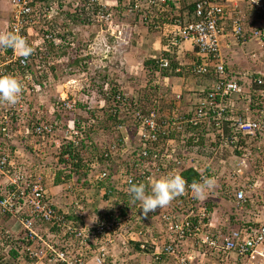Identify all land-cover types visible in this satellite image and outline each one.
I'll return each mask as SVG.
<instances>
[{"label":"built area","instance_id":"1","mask_svg":"<svg viewBox=\"0 0 264 264\" xmlns=\"http://www.w3.org/2000/svg\"><path fill=\"white\" fill-rule=\"evenodd\" d=\"M21 1L12 0V8L16 12L12 13L13 21L9 24L8 32L17 33L26 39L33 51L25 59L11 48L9 58L0 63V75L11 73L20 76L23 90L29 94L34 90L39 92L41 86L34 82L32 74L26 69L27 65L39 60L42 64L38 63V68H52L53 64L45 60L44 54L47 55L48 46L57 49L63 41L60 36L64 33L56 26V18L62 4L70 1L37 0L32 6L33 0ZM166 1L148 0V15L155 13L162 17ZM201 1L195 10L200 18L188 23H183L181 19L175 21L173 30L166 37L163 53L155 60L159 69L168 68L170 61L167 55L175 56L176 59L182 44L189 42L194 52L193 61L190 65L177 61L183 68L177 69L176 73L186 74L188 71L194 79L195 76L210 74L212 79L209 89L201 92L188 112L171 114H165L162 110V104H166V94L159 95L145 111L138 106V98L131 99L120 91L113 95L104 93L98 102L99 108L107 105L109 115L117 121H123V124L116 128L118 138L112 135L105 139V135L100 145L105 158L116 159L113 173L109 176L107 172H102L94 176L93 170L97 166L92 163L91 182L110 178V181H119L127 187L130 182H143L150 188L153 180L169 172L181 175L189 169L198 173V182L204 177L219 181L220 178L207 173V167L201 170V157H191L185 148L189 137L196 143L200 141L199 136H203L204 145L209 144L217 149L216 156H220L222 162L231 167L228 180L242 178L254 162L261 165L258 173L264 172V65L253 74L248 88H245L229 73L221 55L225 38L237 44L255 40L264 48V0H245L243 17L228 13L231 23L228 35L220 27V22L227 15L225 3L222 0ZM135 2L134 9L141 10L138 1ZM109 8L106 0H73L72 3V13L78 11L89 23L95 20L101 26L107 25L114 34L117 28ZM153 26L155 29L160 28L159 24ZM37 56L39 58H35ZM13 64L16 65L15 69L8 72L6 68ZM19 68L24 70L23 74ZM155 74L157 78H162L158 72ZM171 96L173 102L180 103V95ZM54 107L56 110L73 111L75 104L63 99L61 105L58 101ZM22 109L4 106L1 111L0 125L4 126L0 127V133L11 146L17 134L9 130L12 112L17 110L19 113ZM39 113L34 121L32 119V125L36 124L33 130L17 124L21 126L18 133L22 134L24 140L36 138L41 146L45 147L49 143L59 148L61 143L57 138H61L71 143L73 148L79 147L88 124L70 118L60 125L54 121H43ZM90 124L96 123L90 120ZM223 150H226L225 155H219ZM19 159L0 148V264H114L108 248L114 245L115 237L122 235L123 224L127 219L120 218L115 210L113 217L107 215L106 221L99 219L91 227L73 226L72 222L66 220L68 214L60 212L50 200L43 182L41 164L30 170L23 157ZM259 182L249 183L245 178L240 187L232 185V201L237 208L242 209L248 199L253 198ZM179 199L180 208H184L185 214L175 215L172 219L162 216L167 243L152 254L154 261L166 255L174 257L175 264H192L188 254L179 255V247L195 240L197 248L204 255H215L217 259L213 258L217 263L264 264V222L250 227H237L223 234L212 221H205L207 209L197 201L191 185L186 186ZM259 203L264 205V189ZM10 223L16 225L18 230L14 231ZM56 233L68 240L79 241L82 245L93 243L96 248L92 251V262L89 263L83 254H73L67 246L64 250L55 248L49 240ZM11 253L16 256H11Z\"/></svg>","mask_w":264,"mask_h":264},{"label":"rangeland","instance_id":"2","mask_svg":"<svg viewBox=\"0 0 264 264\" xmlns=\"http://www.w3.org/2000/svg\"><path fill=\"white\" fill-rule=\"evenodd\" d=\"M10 1L12 0H0V33L8 32L7 24L11 14L10 7L12 6ZM69 1L68 4H62L61 11L56 18L58 20H56V26L60 27L61 33L66 35V40L62 41L61 45L58 47L60 49H51L48 46L47 55L44 54L45 60L49 64H53V66H51L52 68H38L37 64H42L39 60L32 61L30 64V68L33 70L34 74V82L39 80L38 82L41 84L38 82L35 83L41 86V90L36 92L32 86H29L30 89L34 91L29 92L26 96L23 94V99L26 100L27 105H23L22 110L24 111V116L22 119L26 121V124H28V120L30 121L33 119L34 121L39 110V117L42 118L44 115L43 121H54L62 125L70 118L84 123L94 120L96 123L95 125L98 124L102 128L106 127V129L110 130L113 122L110 120L111 117L108 112V106L106 105L105 108H99L100 105L98 102L104 93L113 94L120 91L128 95L131 99H139L145 94L146 86H148V71L144 64L147 60L151 59L149 57L150 54H144V52L137 54V50L136 53L132 50L134 46H137V44L147 39V35H161L163 23L159 24V29H155L154 26H150L152 22L148 21L149 19L146 20L147 22L142 19L145 8H147V11H150L146 0H137L139 8H141L140 13H137L138 11L134 9L133 2L135 0H122L120 2L119 0H106L108 2V8L116 7L117 4L114 6L115 2L119 4V8H116L117 10L114 11V14L110 12L112 14L113 24L117 28L116 33L113 34L109 31L107 25L101 26L95 23V20L87 25L84 15L80 16L83 18V22L80 20H72V16H76V13H72L73 0ZM170 16L171 15H168V20H170ZM66 33H70V36ZM140 46L142 45L140 44L139 47ZM159 55L160 54L157 55V58L160 57ZM73 61L75 63L74 65ZM19 77L20 76H17L18 79ZM157 83V88L162 95L173 91L172 89L166 88V83H164L162 78H158ZM173 85L177 86L179 84ZM160 93L157 96H159ZM63 99H65V101L68 99L69 103L75 104L73 111L63 109L56 110L54 104L60 101L61 105ZM3 105L5 104H0V115L4 108ZM104 134L106 135L105 139L109 138V136L112 137L110 131H106ZM59 137L61 136L59 135ZM1 139L0 136V143H2ZM57 139L61 143L62 139ZM39 144L41 143L36 138L24 140L23 138L14 137L13 146L6 142V144H3L1 147H3L4 151L8 152L9 148H14L15 146V154L13 156L17 160L20 161L19 157L25 155L30 158L31 164L32 162H34L36 166L37 164H41L40 166H42L43 169V182L46 186V184L48 185L51 183L56 168L59 169L56 163L60 160V157H58L57 154V145H50L47 143L44 147ZM89 153L87 155H89ZM188 153L191 157H201L199 158L201 170L207 167V173H211L213 176H216V178H220L219 181H215V187L212 190H206L203 196L197 197V201L206 209V204L210 202L222 204V206L219 205V208H214L211 213H208L209 221L214 223L215 228L218 230L219 228L222 229L228 222V216L233 214L232 211L237 216H245L244 213L246 211L243 209L244 207L242 209L237 208L232 199L231 205H227L224 203V200L220 201L219 199H223L224 196L228 197L226 195L227 193L229 194L232 185L240 187L246 176H249V171H253L258 175V168L261 166L260 163L256 165H252L253 163L250 164L249 171H246L247 175H244L242 178L235 177L237 180L233 181L227 179V177L230 176L231 167L223 163L220 156H216L217 149H213L209 144H203L202 149L196 147L191 148ZM221 153L225 155L226 150L219 152V155H221ZM212 159L214 160L212 161ZM223 176L224 178H221ZM76 179L77 177L74 176L71 181V183L73 182L71 188H69L71 183H63L60 185H65L62 187L63 189L65 188L69 190V192L72 191L71 194L75 198H77V195L78 197L84 195L88 196L87 199H89L90 203L92 202L96 207L102 205L105 212L111 210L115 211L120 204L119 200L125 198V196L130 198L127 189L124 188V190H120L123 187L117 186L115 189L116 191L109 194L110 196L106 198L108 193L105 194L95 183L91 185V187L89 186L90 188H84L83 186L79 187L75 184ZM248 181L251 183L250 180ZM83 190L88 191L83 192ZM220 192L223 193V197H219V195H221ZM131 204L132 208L129 207L128 209L134 211L136 215L133 216L131 220L126 218L127 222H124L123 230L133 227L137 231V226L139 225L141 228L142 225H140V223L146 219L143 224H149L145 226L144 229L146 230H144V234L139 238L144 241H148L150 237L154 238L159 248L164 243H162L161 234L165 235V225L162 222V216L166 215L165 212L172 211L174 212V216L176 214L177 216L185 214L183 211L184 208H180L181 201L179 196L176 197L170 205L163 209H159L157 212L149 213L146 218L142 215L140 202L133 203L131 201ZM136 209L141 211V213L138 214L137 211H135ZM247 213L248 212H246V214ZM10 227L14 231L18 230V227L13 223H10ZM134 233L135 232H133V234ZM127 242L130 241L127 239ZM149 248L151 249V246ZM128 251H130V248ZM126 257L127 260L125 263H127V261L131 262L128 256Z\"/></svg>","mask_w":264,"mask_h":264},{"label":"trees","instance_id":"3","mask_svg":"<svg viewBox=\"0 0 264 264\" xmlns=\"http://www.w3.org/2000/svg\"><path fill=\"white\" fill-rule=\"evenodd\" d=\"M36 1L37 0H33L34 3H31V6L33 4L35 5ZM120 1H122V0H119V2ZM146 1H148V0H146ZM19 2L21 3L22 1L19 0ZM200 2H202V1L201 0H183L182 8L180 10L177 8V10H179L180 13H181V15L180 14L178 15V14L174 13V11L176 10V7L174 6V4L171 1L167 0L166 1V5H165L166 10L162 13V15H167V14L171 15V18L169 20L170 24H174L175 21H177L179 19L183 20V23L194 22V21H196V20H198L200 18V17H198L196 15V12H195L196 5H197V3H200ZM10 3H12V1H10ZM135 3L136 2L134 1L133 5ZM116 8L117 9L119 8V4L118 3H117L116 7L109 8V11L112 14H114L115 13L114 11L117 10ZM152 10H154V9H151V11ZM10 11H11V14H10V18H9V21H8V24H7V30L9 29V24L12 23V21H13V20H11L12 13L16 12V9L14 11V9L11 6L10 7ZM140 12H141V10H139L137 13H140ZM148 13H149V11L145 10L143 12V15H142L143 18L142 19L145 20V21L149 19L148 21L152 22L151 25L149 24L150 26H153L154 24H162L163 21L167 20V19H164L162 17H159L155 13L153 15L150 14V16H149ZM184 13H186V14H184ZM77 15H79L78 11L76 12V16H72V20H74V21L75 20H80L81 22H83V18L80 17V16H83V14H80L79 16H77ZM146 15H148V17L144 19V16H146ZM66 34L68 36H70V33H66ZM60 37L62 38L63 41L66 40V35H63V36H60ZM49 47L51 49H54V47H52V46H49ZM57 49H60V48H57ZM11 52H12L11 48H5V47L1 46L0 47V63L4 62L7 58H9V56L11 55ZM38 54H41V53H38ZM167 57H168V59L170 61V66L168 68H166V69H159L157 64H156V60L155 59H149L144 64L145 67L147 68V71H148V82H147L148 86H146L145 94H143L142 97H140L138 99L137 104H138L139 107H141L145 111H147L149 109L150 105L153 103V101L158 97L157 95L160 93L159 89L157 88L158 87V83H157V79H158L157 77L158 76L155 73L158 72L161 77H166V78L167 77H178L180 75V73H176V70L179 69V68H181V69L183 68V67H180V63L177 62V60L175 59V56L167 55ZM35 58H39V57L37 56ZM83 63H84V60H83ZM74 64L75 63L73 61V65ZM84 66H86V65H84ZM15 67H16V65L13 64V65L7 67L6 70L8 72H12L15 69ZM26 69H27V71L30 74H32L31 76L34 78L33 70L30 68V64L27 65ZM19 72H21V74H23L24 70L19 68ZM195 79H197L198 82L201 85L204 86L203 90H205V89L207 90L210 87L212 76L210 74L207 75V76H202V77L195 76ZM38 81L39 80H36L35 82H38ZM39 84H41V83H39ZM203 90L198 92L199 96H201V92ZM189 93H193V92L189 91ZM23 94H25V96H26V91L25 90H23L22 96L20 97L19 102L17 104H15V105L5 104L3 106H9V107H15V108L22 107L23 108L24 104L27 105L26 100L23 99ZM113 94H115V93H113ZM113 94H110V95H113ZM161 94L162 93H160V95ZM181 98H182V95H181ZM56 103H58V102H56ZM165 106L166 105H163V108H165ZM38 112H39V110H38ZM12 113H13V117H12V120L10 121V124H9V130L12 133H17L16 137L23 138L22 134L18 133L20 131V129H21L20 127L21 126H26V127L29 128V130H33L34 126L36 124L33 126L32 125V120H30V121L28 120V122H27L28 124H26V121H24L22 119V117L24 116V111H22V110H20L19 113L17 112V110H13ZM169 114H171V113H169ZM43 116H42V119L44 118ZM110 120L113 122V125H112L110 130L106 129V127L102 128L98 124L97 125H93V124L89 125V121L87 123H84V124H88V125H87V128H86V131L84 133H82L84 138L79 142L80 144H79L78 148H73L71 143H68V142L63 141V140L61 141V146L57 149V154H58V157H60L59 158L60 160L56 164L59 167V169L56 168V171H54V175H53V178L51 180V183H49L48 185L46 184L47 189L50 188L52 185L54 186V185H60V184H63V183L64 184L71 183V181L74 178V176L77 177V179L75 180L76 186H79V187L83 186L84 188L89 187L90 180L92 179V177L90 175V171H91L90 165H92V163H94L97 166L96 170H93V172L95 173V174H93L94 176H96V175H98V174H100L102 172H107L109 176L113 173L114 166H115L114 162H115L116 159H111L110 157L105 158L102 155V150L100 148V145H101V141L105 137L104 132H106V131H110L112 133V135H113V138H118L119 137V134L116 132V128H117V126L122 125L123 121H117L115 118H112ZM80 123H82V122H80ZM17 124H19L21 126L19 127V126H17ZM3 126L4 125H0L1 128ZM77 127H78V124H77ZM226 133L228 134V131ZM0 136L2 138L1 139L2 143H0V148H1V150L4 151L3 147H1V146L3 144H6V141H8V140L4 141V138L1 135V133H0ZM29 138L30 137H28V139ZM199 138H200L199 142L193 143V138L189 137V139L186 140V145H185L186 150L189 151V150H191V148H195V147L198 148V149H202L203 136H199ZM14 148H16V147L14 146ZM14 148L13 147L9 148V151L7 153H9L11 155H14L15 154V149ZM87 152H90L89 155H87L88 154ZM87 156H89V158L86 161L85 158ZM35 166H36V164L33 162L32 164H30L29 167H31L30 169H34ZM181 176L187 182V185H192V183L194 181L198 182V173L196 171H193V170H190V169L189 170H185L181 174ZM95 185H97L101 189H105V194L108 193L106 195V198L110 196L109 194H112V193H114L116 191L115 189L117 188V186L118 187H123L120 190H124V188L128 189L127 186L123 185L119 181H117L115 183L110 181V178L104 179V180H101V181H95ZM146 190H150V188H146ZM231 194H232V191H230L229 194L226 195L228 197H225V196L223 197V193H221V195H219V197H223V199H219V200L220 201L224 200L225 204H227V205L230 204L231 205V199H232V195ZM119 201H120V204L118 205V207L116 209L118 211V213H119V217L123 218L124 220L126 218L127 219L129 218L131 220L133 218V216L136 215V213L134 211H132L131 209H128L129 207L132 208V204H131L132 197L130 196V198L129 197L127 198L125 196V198L120 199ZM138 202L139 201H137L136 203H138ZM219 205L222 206V204H218V203H214V202L207 203L206 204L207 213H211L212 209H214V208H219ZM248 206H249V208H248ZM243 207H244L243 209L246 212H248V213L246 214V212H245L244 213L245 216H243V215H241V216L238 215L237 216L231 210L233 214L232 215L230 214L228 216V219H227L228 222L225 224V226L222 229L219 228L221 233L228 234L231 230H234L237 227H250V226L253 225V223H251V222H244L245 219H246V216H249L251 214V212L249 211L251 209V206L248 205V204L247 205L245 204ZM135 211H137L138 214L141 213V211H138L137 209ZM173 213L174 212H172V211L165 212L166 216L171 217V219L174 217ZM107 215L109 217L110 216L113 217L114 216V211L111 210L108 213L107 212L104 213L102 215V217H100L101 220H105L106 221ZM65 217H66V220H68L69 222L73 223V226H75V227H83L82 223L79 221L80 219H76V217H75V221H74V220L70 219L68 216H65ZM76 220H78V221H76ZM208 220H209V217H207L205 219L206 222H208ZM144 221H146V219H144L140 223V225H142L141 228L139 227V225L137 226V231L138 232L133 227H131L128 230L131 231V232H135L134 234H137L138 237H140L142 234H144V230H146V229H144L145 226L147 224H149V223H146V225H144L143 224ZM125 222H127V221H125ZM114 233L115 232H112V234H114ZM58 236L63 238L64 240L66 239V237H62L61 235L56 233L54 235V237H52L49 241L55 246V248H57L59 250H64V248H65L64 244L63 245H60V243L57 244L56 238ZM164 236H165V239H166V234ZM191 241H193L195 243V247L197 248L196 241L195 240H191ZM166 243H167V239L165 240L163 245H165ZM129 244L131 246L135 247L137 252L147 253V254L148 253L152 254V253L156 252V248H159L158 246L153 245L149 240L148 241H144V240H138L137 241V240H135V241L129 242ZM84 245H86L89 248V251L91 253L96 248L93 243H87V244H84ZM150 246H151V249L149 248ZM91 253H88V254L92 255ZM181 254H184V252L182 251V246L179 247V255H181ZM11 256L15 257L16 254H12L11 253ZM165 260H168V261H170L172 263L174 262V264L176 262L174 257L166 256V255H161L160 259L158 261H154V260L153 261L157 264V263H161L162 261H165Z\"/></svg>","mask_w":264,"mask_h":264},{"label":"crops","instance_id":"4","mask_svg":"<svg viewBox=\"0 0 264 264\" xmlns=\"http://www.w3.org/2000/svg\"><path fill=\"white\" fill-rule=\"evenodd\" d=\"M169 1H171L176 7L174 13L181 15L179 10L182 8L183 0ZM244 1L245 0H222V2L225 3L227 15L224 17L223 21H221L220 27L223 33H225V35L230 34L231 31V23L229 20L230 14L228 13H233L235 16L239 15L240 17H243L242 12L244 9ZM116 4L117 2H115L114 6H116ZM177 8L179 10H177ZM168 15L170 14L162 15V18L166 19ZM161 30V35H147V39L140 43L142 46L139 47L140 44L136 43L137 46H134L132 51H135L136 53L137 50V54L140 52H144V54H150L149 57L151 59H157V55H161L164 50V47L166 45V37L173 30V24H170L168 18L166 21H163ZM222 45L223 46L221 50V55L225 66L228 68L229 73H232V76H234L243 87L248 88V84H250L251 80L250 78L253 76V74L263 68L264 48L260 45L258 41L255 40L237 44L232 39L225 38L222 42ZM193 53L194 52L192 50L191 44L189 42H184L181 46V51L179 52L176 59L179 62H187L186 65H190L191 61H193L194 58ZM184 58L185 60H183ZM193 78L194 77H191L188 71H186V74L180 73L178 77H162V79H164V83H166V88L173 90L172 92L170 91L167 94L165 93L167 95L166 104L163 103L164 105H166L165 108H163L162 104V110L165 114L174 112L186 113L192 108L193 104L196 102V98L199 96L198 92L204 89V86L201 85L197 79ZM173 84L179 85L175 86ZM189 91L193 93H189ZM171 94L180 96L182 95L180 103L176 101L173 102V96H171ZM262 139H264V137ZM22 157L23 160L27 163V165L30 166V158L25 155H23ZM254 163L252 165L259 164V162ZM245 175H247V173H245ZM248 175L250 177L246 176V178L250 180L251 183L258 180H260V182L258 183V188L254 191L253 198H249L248 201L245 203L246 205L248 204L251 206V214L249 216H246L244 222H251L253 223V225H257L259 223L264 222V205H261L259 203L260 194L264 189V172L256 175L255 172L249 171ZM63 186L65 185H52L50 188L47 189L48 193L50 191V200L52 201V203L55 204L57 208L67 213L70 219L74 221L75 217L76 219H80L79 221L82 223V226L91 227L95 225L98 222V219L102 217L104 213L109 212H105L102 205L96 207V205H93L92 202L90 203L89 199H87L88 196L84 195L85 201H80L78 199V195L77 198H75L71 194L72 191L69 192V190H66L65 188L63 189ZM72 186L73 182L69 185V188H71ZM101 190L105 193V189ZM86 191L88 190H83V192ZM127 239L130 242L135 240H141L138 235L133 234V232L129 231L128 229H124L122 235L115 237L114 245L108 248L112 255L114 264H156L152 260L153 253L147 254L137 252L135 247L128 244L129 242H127ZM56 240L57 244L60 243V245L64 244V247H69L73 251V254H83L87 256V261H89V263L92 262V255L88 254L91 252L89 251V248L86 245H82L79 241L68 240L67 238L64 240L59 236L56 238ZM148 240L153 245L157 246V243L155 242L154 238L150 237ZM161 240L162 243L166 240L163 234H161ZM127 248H130V251H128ZM158 249L159 248H156V251H158ZM182 251L192 258V264H219V262L217 263L215 260L217 259L215 258V255H204L202 251L195 247V243L193 241L185 243V245H183L182 247ZM126 256H128L131 262L127 261V263H125V261L127 260ZM157 264H174V262L172 263L168 260H165Z\"/></svg>","mask_w":264,"mask_h":264},{"label":"clouds","instance_id":"5","mask_svg":"<svg viewBox=\"0 0 264 264\" xmlns=\"http://www.w3.org/2000/svg\"><path fill=\"white\" fill-rule=\"evenodd\" d=\"M85 23L87 25L90 24L86 19ZM0 46L18 51L25 59H27L33 51L27 40L14 32L0 33ZM22 93L23 85L20 79L17 78V75L15 76L11 73L0 75V104L15 105L19 102ZM91 181L90 187L95 183ZM215 183V178L204 177L200 182L194 181L191 185V190L197 197H201L206 190H212L215 187ZM186 186L187 182L181 175L169 172L167 175L153 180L150 190H146L147 186L143 182H130L127 191L132 197L133 203L137 201L140 202L142 215L146 218L149 213H154L159 209L167 207L176 197L183 195ZM50 197L49 195V198ZM78 199L80 201H85V196L84 199H81V196ZM60 212L64 211L60 210Z\"/></svg>","mask_w":264,"mask_h":264}]
</instances>
